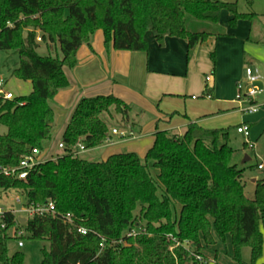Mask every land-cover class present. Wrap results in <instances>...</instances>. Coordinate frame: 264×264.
<instances>
[{
	"label": "trees",
	"instance_id": "trees-1",
	"mask_svg": "<svg viewBox=\"0 0 264 264\" xmlns=\"http://www.w3.org/2000/svg\"><path fill=\"white\" fill-rule=\"evenodd\" d=\"M223 11L232 16L231 27L255 15L240 13L237 0H0V51L18 53L13 77L32 85L28 96L0 99V123L7 128L0 135V167L18 166L34 149L44 152L55 124L49 102L69 87L64 67L77 65L78 50L96 31L104 32L108 51L147 52L149 35L160 46L166 37L184 39L190 58L212 34L189 31L188 17L218 24ZM38 32L61 59L39 54ZM111 108L126 121L133 110L112 95L83 99L62 136L61 156L41 163L26 180L0 175V193L20 192L29 208L55 205V213H35L26 223L6 214L0 264H24L21 252L9 251V232L16 226L50 244L41 264H201L199 258L208 259L203 250L215 244L213 232L231 236L237 264H256L263 248L264 179L248 199L244 170L232 163L230 130L190 124L183 137L157 130L144 160L135 153L107 161L75 156L79 144L93 150L110 139L102 116Z\"/></svg>",
	"mask_w": 264,
	"mask_h": 264
},
{
	"label": "crops",
	"instance_id": "crops-1",
	"mask_svg": "<svg viewBox=\"0 0 264 264\" xmlns=\"http://www.w3.org/2000/svg\"><path fill=\"white\" fill-rule=\"evenodd\" d=\"M249 8L239 12L254 13V17L239 19L234 27L229 24L230 13L223 11L219 23L211 24L208 30L212 36L198 45L190 58L184 39L166 37L160 46L149 35L147 52L108 51L104 32L96 31L90 43L78 50L77 65L64 67L69 87L49 102L55 114L54 129L61 140L83 99L110 95L132 107L130 116L135 126L128 133L123 130L127 135L112 131L105 144L83 153L94 161L124 153L144 156L153 147L157 130L183 137L190 124L230 132L248 126L250 140H264V94L252 100L239 98V85L246 86L247 70L264 71V0H253ZM251 105L258 107L257 112H248ZM147 114L153 127L147 137L135 138L140 119ZM171 114L175 115L170 120ZM55 152L54 146L49 147L43 152L44 159H54ZM258 169L263 171L264 165L259 164ZM258 180L257 175L251 177L253 183ZM202 253L211 259L208 264L215 262L210 247Z\"/></svg>",
	"mask_w": 264,
	"mask_h": 264
},
{
	"label": "rangeland",
	"instance_id": "rangeland-1",
	"mask_svg": "<svg viewBox=\"0 0 264 264\" xmlns=\"http://www.w3.org/2000/svg\"><path fill=\"white\" fill-rule=\"evenodd\" d=\"M239 1V11L246 12L249 11V2H252L253 0H238ZM251 7V6H250ZM188 30L193 32H201V31H211L210 28L211 24L205 23V22H199L193 19L192 17H188V24H187ZM30 30V29H29ZM29 30L25 31V36L27 35V32ZM42 34L38 32V37H41ZM37 42L40 45L39 48V54L41 56L47 57H58L62 58L63 55L60 51H58V48L52 47V51L50 52L47 49V45L43 43L42 41ZM47 49V50H46ZM48 51V52H47ZM20 63V58L18 53L15 50H8V51H0V81L4 80V88L6 91L12 92L14 96H28L32 92V85L30 82H24L16 79L13 77V72L18 68ZM75 111V110H74ZM103 119L107 122L110 130V134L112 133L113 129L118 130V134H126L123 132V130L127 129V133L132 130V127L135 125L133 124L131 116L129 117V120L126 121L123 119L122 115L115 112L114 108H111V113L103 114ZM173 118V116H172ZM171 120V118H169ZM140 130L136 131L135 138L138 136L144 135L147 137V134H149L150 130L153 127V122L151 117L147 114L146 116L142 117L140 119ZM139 131L140 134H139ZM7 133V128L0 123V135H4ZM127 135V134H126ZM230 140H229V146L235 150V155L233 157L232 163L234 165H237L239 169L244 170V182L246 185L245 194L248 199L253 200L254 194H255V183L251 181L252 176H258L259 179H264V170L260 171L258 169L259 164L264 165V140L257 142L250 140V138H246L244 135L238 134V132L233 129L230 133ZM62 143L61 135L58 134L57 129L55 128L52 135V140L49 141L44 147V151L49 149V147L54 146L56 152L55 155L52 156L54 159L58 158L63 154V150L59 149V144ZM248 143L249 146L247 148L244 147V144ZM222 145V144H221ZM148 153V152H147ZM147 153L144 156H139L142 160L145 159ZM246 155L251 157V160L248 162H244ZM79 157L85 158L90 161L88 155L81 154ZM97 161V160H95ZM19 197L21 199V203L16 202V198ZM25 200L20 192H14L10 191L8 193L2 192L0 193V209L3 208L4 210L8 211H17V216L21 218H28V215L24 213H20V209L24 205ZM140 209H137L135 212V215L138 217ZM263 233V248H262V255L256 262V264H264V229H261ZM142 232V229L135 230L134 237L136 235H139ZM11 236V240L9 242V251L10 254H14L16 252H21L23 256L24 264H41L44 259V253L43 250L50 249V244L47 242H43L40 240H34L29 237L28 234H26L25 238L23 239L25 246L23 248L18 247V240L15 239L14 232H9ZM215 244L210 247V254L215 260L213 264H237L233 260L234 255V248L232 243V238L230 235H226V237L220 238L213 232ZM179 244H177L175 247H177ZM185 246H187L185 244ZM190 249V247H186ZM174 250V247L171 248V251ZM243 259L246 262L250 261L251 257V251L249 248H245L242 251ZM206 260H199L198 261L201 264H208L210 263L211 259L207 257Z\"/></svg>",
	"mask_w": 264,
	"mask_h": 264
},
{
	"label": "built area",
	"instance_id": "built-area-1",
	"mask_svg": "<svg viewBox=\"0 0 264 264\" xmlns=\"http://www.w3.org/2000/svg\"><path fill=\"white\" fill-rule=\"evenodd\" d=\"M37 40L39 42H41V37H38ZM246 76H247V80H246V86L244 84H240L239 85V91L241 92V96H239V98L242 97H246L248 99H254L255 97H257L260 94H264V71H260V70H251L248 69L246 72ZM210 78H208L209 80ZM262 84V87L261 85ZM244 90H246L244 92ZM0 99L4 100V101H12L15 99V96L12 92L6 91V89L4 88V80L0 81ZM258 107L256 105H251L250 108L248 109L249 113H254L257 112ZM237 132L241 135H244L246 138L249 137L250 134V130L248 126H242L240 128L237 129ZM113 134H118V130L114 129L113 130ZM59 149L64 150L65 149V145L63 143L59 144ZM87 151V149L79 144L77 146H75L73 148V152L75 156H79L83 153H85ZM46 159H44L43 156V152H41L39 149H34L30 154L25 155L21 158L20 163L18 164V166L15 167H0V175L7 177V178H12V179H19V180H26L28 178V176L30 175V173L37 167L39 166L41 163L45 162ZM259 169H262V166L259 167ZM8 193V192H7ZM18 203H21V199L19 197L16 198L15 200ZM8 212H12V214H14L18 220V218L21 219V217L17 216V213L19 214V212H15V211H8V210H4L3 208L0 209V222H2V228L5 229L7 227L4 219L6 217V214ZM20 213H24L26 215H28V217H31L33 214L35 213H39V214H43V213H55V205L53 203L48 204L47 206L43 207V206H38L37 208H29L26 207L25 205L22 206V208L20 209ZM68 222L70 223V217L68 215L67 217ZM27 220V218H26ZM19 221V220H18ZM19 223H21L19 221ZM14 232V236L15 239L18 240V247L19 248H23L25 246L23 239L26 236V232L23 228L16 226L14 228H12V230ZM79 232L81 234H86V231L84 229H79ZM103 247V244H102ZM199 260H202L201 258H199Z\"/></svg>",
	"mask_w": 264,
	"mask_h": 264
},
{
	"label": "water",
	"instance_id": "water-1",
	"mask_svg": "<svg viewBox=\"0 0 264 264\" xmlns=\"http://www.w3.org/2000/svg\"><path fill=\"white\" fill-rule=\"evenodd\" d=\"M248 161H249V158L246 156L244 162H248ZM26 221H27V220H26L25 218H21V219H20V222H21V223H26Z\"/></svg>",
	"mask_w": 264,
	"mask_h": 264
}]
</instances>
